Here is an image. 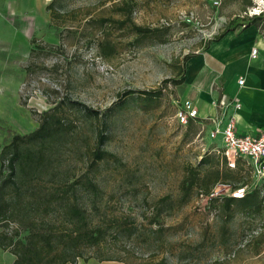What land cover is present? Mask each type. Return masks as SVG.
Returning <instances> with one entry per match:
<instances>
[{
  "label": "rangeland",
  "instance_id": "rangeland-1",
  "mask_svg": "<svg viewBox=\"0 0 264 264\" xmlns=\"http://www.w3.org/2000/svg\"><path fill=\"white\" fill-rule=\"evenodd\" d=\"M124 1L131 0H65L52 20L46 10L50 0H0V150L14 134L35 130L40 116L60 100L111 117L106 147L122 165L98 167L95 182L102 191L98 211L89 213L94 225L106 227L105 238L81 247L76 262L66 264H264V198L261 211L250 215L236 206L227 211L221 201L210 207L197 189L182 198L186 168L223 148L195 123L191 130L177 123L174 114L186 85L164 83L178 78L185 56L198 55L213 37L250 17L251 5L136 0L133 22L158 29L157 36L138 40L118 23L101 27L92 21L122 19L114 6ZM105 41L111 46L106 54ZM160 87V100L144 107L140 92ZM126 97L124 107L114 111ZM62 116L70 129L47 150L38 176L46 186L84 172L100 124L68 106ZM249 166L239 161L252 182ZM78 197L90 208L91 194ZM41 208L29 216L61 226L60 213Z\"/></svg>",
  "mask_w": 264,
  "mask_h": 264
},
{
  "label": "trees",
  "instance_id": "trees-1",
  "mask_svg": "<svg viewBox=\"0 0 264 264\" xmlns=\"http://www.w3.org/2000/svg\"><path fill=\"white\" fill-rule=\"evenodd\" d=\"M64 1L50 0L46 6L52 20L58 17L57 12L62 9ZM245 1L247 5H254L251 0ZM136 3V0H131L114 6V9L123 15L120 20L103 17L92 21L98 22L101 27L118 23L120 29L131 32L138 40L157 36L158 29L133 22L132 14ZM241 24L245 27L254 25L264 28V13L247 17ZM229 29L213 37L211 42L220 40ZM101 46L103 51L111 47L106 41ZM104 53L106 54L105 51ZM191 57L192 55L185 56L183 63ZM184 74L183 64L178 67V78L164 80V83L181 85L184 83ZM162 91L161 87L141 91L139 99L143 100L144 107L148 108L160 100ZM128 99L130 98H123L114 111L123 108ZM65 106L83 111L84 117L99 120L100 124L84 172L69 182L46 186L39 181L38 176L47 164V150L67 129H70L63 121L62 112ZM109 118L111 119L84 105L78 108L77 103L71 100H60L40 116L39 126L35 130L23 135L14 134L11 140L2 146L0 168L5 172L0 175V248L14 255L13 264L75 263L77 257L81 255L79 252L81 247L99 245L105 238L106 227L94 225L89 213L91 210L98 211L96 201L102 191L95 182L96 175L99 174L98 167L103 163L122 165L119 158L106 147L110 137ZM192 124L193 120L187 124L190 130ZM215 152L204 154L196 167L186 168L180 187L182 198L190 196L194 189H197V194L207 195L218 183L237 187L249 182L239 167V161H244L241 157L235 158L231 164L221 150ZM246 169L251 172L250 167ZM78 192H81V195L89 193L93 196L90 208L80 201ZM263 195L264 182L254 185L242 198L216 196L209 200V205L213 207L214 202L221 201L227 211L236 206L242 213L258 214L262 209ZM40 206H42L40 212L47 213L52 208L60 213L63 220L61 226L45 224L42 217L39 220L29 216L30 211ZM11 224H16V228L12 229ZM122 230L124 231L121 228L117 229Z\"/></svg>",
  "mask_w": 264,
  "mask_h": 264
},
{
  "label": "crops",
  "instance_id": "crops-1",
  "mask_svg": "<svg viewBox=\"0 0 264 264\" xmlns=\"http://www.w3.org/2000/svg\"><path fill=\"white\" fill-rule=\"evenodd\" d=\"M252 3L264 4V0H253ZM245 5L243 13H246ZM230 27L220 40L211 42L204 51L186 62V88L182 99L192 100L198 109V117L193 123L200 126L201 132L221 129L229 118H234L236 132L254 134L264 130V28L245 27L241 23ZM253 48L257 50L255 57L251 56ZM239 78L244 79L242 85L238 83ZM222 97L236 99L240 109L235 111L232 106L215 105ZM209 139L221 143L220 135ZM242 159L249 162L247 158ZM248 183L256 184L255 179ZM14 258L13 254L0 248V264H13Z\"/></svg>",
  "mask_w": 264,
  "mask_h": 264
},
{
  "label": "built area",
  "instance_id": "built-area-1",
  "mask_svg": "<svg viewBox=\"0 0 264 264\" xmlns=\"http://www.w3.org/2000/svg\"><path fill=\"white\" fill-rule=\"evenodd\" d=\"M250 16H258L264 13V4L256 3L248 10ZM257 53L256 48L251 51V56L255 57ZM238 83H244L243 78H239ZM215 105L226 108L232 106L235 111L240 109V104L236 99L226 100L224 97L220 98ZM174 117L179 125H187L190 120H195L198 117V109L188 98L178 101ZM220 135L223 154L229 159L247 158L252 169V176L255 181H264V130L258 131L254 134H240L235 129V119L229 118L223 127L216 128L209 133L211 139H215ZM253 187V183L243 184L241 186L233 187L229 184H217L209 194L199 193L201 200L209 203V200L216 196H231L233 198H242L247 191ZM244 243L241 244V247Z\"/></svg>",
  "mask_w": 264,
  "mask_h": 264
}]
</instances>
